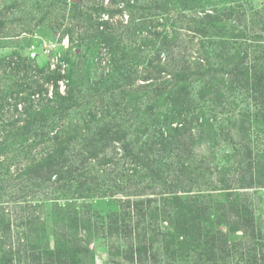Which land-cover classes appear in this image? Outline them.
<instances>
[{
  "label": "rangeland",
  "instance_id": "rangeland-1",
  "mask_svg": "<svg viewBox=\"0 0 264 264\" xmlns=\"http://www.w3.org/2000/svg\"><path fill=\"white\" fill-rule=\"evenodd\" d=\"M165 2L0 0V142L6 143V147L0 150V161H4V169L9 166V174L4 177L0 175V264H135L123 258L127 253L122 250L128 247L140 251L138 257H134L137 264H202L197 262L196 257L204 260V256L211 253L215 257L220 254L214 243L215 248L209 245L207 250L197 240L187 243L183 250L187 255H176V251L172 254L169 247H163L164 242L171 240L167 235L175 234L174 226L168 225L166 216H163V207L167 203L163 198L167 197L162 196L167 194L133 195L121 191L120 186L130 178H126L130 171L125 170V174L122 171L133 166L130 157L125 156L122 150L125 141L133 139L131 135L111 143L117 153V164L107 168L98 165L97 160H89L87 169L91 176H95L93 186H97L93 194L78 191L68 181H57L55 176L49 182L36 186L35 180L21 172L32 160L36 162L44 156L49 147L50 150L69 132L82 127L90 114L96 113L95 119L99 120L104 111L115 114L119 110V119L129 131L132 130L135 120L130 118L129 106L133 103L126 94L134 93L138 97L136 106H147L151 86L139 77L130 86H121V83V87L112 85L110 91H104L111 84L106 74L111 68V52L116 57L121 53L131 56L137 52L139 63L134 64L133 75L147 74L149 66L146 62L153 49L141 46L148 42V30L160 34L156 40H152L154 48L160 46L166 32L164 35L168 40H175L174 44L183 50L185 59L193 64L198 59L206 58L210 74L217 81L225 79L226 83L231 75H226L218 67L220 58L234 54L233 61L251 65L254 63L253 51L264 49V0H193V5L185 0L162 9ZM219 14L223 15L221 22L217 21ZM205 15L226 24V27L217 30L204 28L208 22ZM96 23L100 26H96ZM103 27L105 39L98 35ZM115 37H119V41ZM160 66H163V61ZM161 76L168 77L165 73ZM67 77L73 80L71 85L77 96L76 102L65 114L49 117L46 125L34 121V126L28 132L18 135L17 127L31 116V112L23 113L26 104L32 105L31 100L36 102L39 95L37 85L42 84L47 88L48 94L56 86L58 91L65 93ZM123 82L127 84L125 80ZM199 84L196 77L186 82L193 99L197 96ZM223 91L229 92L227 87H223ZM235 96L239 97V108L252 106V102L245 98L246 91L239 92V95L236 92ZM195 101L197 111L203 110L205 117L225 107V103L214 107L207 102H201V105L198 100ZM121 106H127V111H121ZM153 107L157 109L160 103L154 102ZM166 107L163 103L160 109L165 110ZM222 119L219 115L217 123L226 124ZM106 120H110V117H106ZM37 132L45 134V138L39 141L34 135ZM33 141H36L35 146L21 151V147L31 145ZM203 141L206 140L195 144L190 157L189 154L180 155V152L173 156L172 168H180L181 162L187 164L192 161L191 165L197 167L201 177L196 185L191 186V192L174 189L172 191L176 192L170 193L169 197L179 195L182 203L189 200L187 197H194L206 208L210 214L209 232L214 236L213 242L242 240L241 247L231 250L228 253L230 256L226 255L224 264H261L260 261L255 263L245 258L252 253L248 245L264 242V166L258 172L261 177L253 179V187L240 188L243 184L237 180L245 168L241 169L238 164L244 166L247 158L237 137L213 147ZM255 141L257 145L252 147L254 154L260 153L257 159L264 162V137L260 136ZM78 149L79 145L76 147ZM154 149L150 151V157L156 155ZM110 151L111 148L107 150L108 154ZM134 151H137L136 147ZM143 155L141 153L140 156ZM177 159L180 160L177 162ZM105 168L106 173L101 172ZM188 170L182 176L189 177ZM120 174L121 178L115 177ZM222 179L227 181L228 187L221 185L219 180ZM61 183L66 186H61ZM192 193L197 195H190ZM146 197L156 199L146 202ZM127 200L130 202L129 210L137 201L144 200L138 204L139 212H151L148 213V216H152L150 224L148 226L149 221L143 223L145 229L139 236H119L115 233H112L113 236H89L80 230L75 236H58L64 231L68 232L67 235L71 233L66 221L69 206L80 212L89 210L91 221L97 219L100 222L106 221L111 214L121 213L122 208L118 205ZM231 204L238 205L239 217L229 211ZM127 220H130L132 227L135 219ZM247 224L253 225V228L247 227ZM208 237L212 236H207L210 240ZM118 246L120 251H116ZM217 264L222 262L218 261Z\"/></svg>",
  "mask_w": 264,
  "mask_h": 264
},
{
  "label": "trees",
  "instance_id": "trees-1",
  "mask_svg": "<svg viewBox=\"0 0 264 264\" xmlns=\"http://www.w3.org/2000/svg\"><path fill=\"white\" fill-rule=\"evenodd\" d=\"M181 1L185 0H166L162 9L169 8V5ZM188 3L193 5V0H188ZM205 16L208 18V22L205 23L204 28L210 27L213 30H217L216 28L226 27V24L219 23L223 20L222 14H219L217 17V21L219 22H216L213 17ZM98 24L96 23V26ZM170 24L174 26L173 23ZM157 25L159 24L157 23ZM135 28L137 27L135 26ZM165 33H163L160 46L154 48L153 41L160 34L157 31L152 32L148 30L146 37L148 42L141 47H151L153 52L152 55L148 56L146 65L149 66V70L145 75H133L134 64L139 61L137 52L131 56L127 53H121L117 57L111 52L112 58L109 62L111 68L106 74L111 84L107 85L104 91H110L112 85L117 87L123 85L130 86L139 77L141 80L147 81L146 84L151 86L149 88H151L152 97L149 94L150 103L147 106H136L138 97L134 93L128 92L126 94L133 103L129 106L130 118L135 120L131 131L119 119V110H116L115 114H112V111L106 110L104 111L106 114L103 112V117L99 120L95 119L96 113L90 114L82 127L78 130H72L61 141L58 140L59 142L54 144L50 150V147L48 148L49 151L47 150L44 156L38 158L36 162L32 160L21 172L23 175H27L28 178L35 180L36 186L49 182L51 177L55 176L57 181L59 179H63L64 182L68 181L78 191H86L93 194L97 186H93L92 180L95 176H91V173L87 169L89 160H97L98 165L107 168L117 164L115 162L117 153L112 148L111 143L121 140L120 138L125 139L127 135H131L133 139L130 142L125 141L122 145V150L125 156L130 157L129 159L133 166L122 171L124 174L125 170L130 171L129 174H126V178L129 176L130 178L120 186L121 191L133 193V195L167 194L162 196L167 197L163 198L167 202L163 207V213L165 214L163 216H166L168 225L174 226L175 234L167 235L171 240L164 242L163 247L165 249L169 247L172 254L176 251V255L185 256L187 254L183 253V250L191 240H197L207 250H209L207 248L209 245L214 249L215 246L212 244L214 243L220 252L216 256V261V257L211 253L204 256V260L196 257L197 262H202V264H217L220 261L224 264L226 255L227 257L230 256L228 253L231 250L241 247L242 240L228 243L222 239L219 243L213 242L214 236L210 235L209 232L210 214H208L206 208L201 203H198L194 197H187L189 200L184 203L180 201L179 195H171L169 197L170 193L176 192L172 191L174 189L181 192H191V186L196 185L197 179L201 177L197 167L191 165L192 161L187 164L181 162L180 168H172V159L179 152L180 155L186 154L188 156L189 154L190 157L193 155L195 144H200L204 139L206 141L203 142L213 147L237 137L243 154L247 158L244 166L238 164L241 169L245 168L246 170H243L244 173H242L237 181L241 185L243 184L240 188L253 187L255 185L253 179L261 177V174H258V172L264 166V162H260L261 159H257L260 153L254 154V150L252 149L253 146L257 145L255 140L260 136L264 137V49L258 52L257 50L253 51L254 63L251 65L243 64L240 61H233L234 54L225 55V57L221 55L222 58H220L218 67L224 70L226 75H231L226 83L225 79L220 78L217 81L215 76L210 74L211 69L209 65L206 66L208 63L206 58L198 59V61L191 64V61L185 59L183 50L178 49L177 45L174 44L175 40H168L166 35H164ZM105 34V27H103V30H99L98 35L105 39ZM118 38L115 37L117 41H119ZM116 46L119 47V44H116ZM111 49L113 48L111 47ZM178 50L181 52L179 53ZM162 61L163 66H160V62ZM162 73H165V76L167 75L168 77H162ZM191 77H196L200 83L197 96L195 97L196 100L200 103L207 102L214 107L225 103V107L220 108L219 112L208 117L202 114L203 110L197 111L198 105H196L195 99L190 97L189 88L186 85V82L190 81ZM67 78V84L65 85L67 90H65V93L58 91L56 86V89L48 94L47 88H44L42 84L37 85V93L39 95L37 94L36 102L30 99L32 105L30 103L26 104L23 113L28 114L31 112V116H28V120L17 127L18 135L28 132L34 126V121L43 126L46 125L49 117L65 114L66 110L76 102L77 96L74 92V87L71 85L73 80L70 77ZM121 83L123 84L121 85ZM180 83L183 84L180 85ZM223 87H227L229 92L223 91ZM243 91H246L245 98L252 102V106L248 109H241L237 105L239 97L235 96V93L237 92V95H239V92ZM42 92L44 93L42 94ZM47 94L49 97L46 96ZM146 94L147 92L144 94L145 97ZM154 102H159L160 107L163 103L165 107L168 106L165 110L160 109V107L154 109ZM202 103L201 105H203ZM118 109L120 108L118 107ZM126 109L127 106H121L120 110L126 112ZM219 115L223 117L222 120L226 124H223V122L217 123ZM106 117H110V120H106ZM30 118H32L33 122L32 120L30 121ZM98 121L101 122L94 126V123ZM83 130L84 132L81 133ZM34 135L39 141L45 138V134L40 132ZM81 135H83L82 138H80ZM36 141H33L31 145L21 147V151L25 152L27 148L35 146ZM78 145L79 149L76 150ZM5 147L6 143L0 142V150ZM135 147L137 148L136 152L134 151ZM110 148L111 151L108 154L107 150H110ZM153 149L156 155L150 157V151ZM141 153H144V155L140 156ZM178 160L180 159H177V162ZM76 161H79V163ZM4 167V161L1 160L0 175L2 174L3 177L9 174V166L7 165L5 169ZM107 168L102 169L101 172L106 173ZM186 169H189V177L182 176ZM223 172L222 170V174H224ZM132 176L134 177L133 180ZM115 177L121 178L122 175H115ZM219 181H221V185L228 187L227 181L225 182L223 179ZM61 186L66 185L61 183ZM214 187L217 186L214 185ZM190 195L197 194L192 193ZM145 199L146 202H151L156 198L146 197ZM143 201H137L131 210L127 208L130 203L128 200L122 202L118 205L122 208L121 213L111 214L109 218L105 216L107 220L100 222L95 218V220L91 221L89 210L86 209V211L80 212L75 207L69 206L66 211V221L71 233L67 235L68 232L64 231L58 233V236H75L79 230L87 233L89 236H99L100 234L113 236L112 233L119 234V236H130L131 234L139 236L140 232L145 229H143V223L149 221L147 222L149 226L152 217L148 216V213L151 212H139L138 204H142ZM238 209L237 204L229 206V211L235 214L234 216H237ZM250 214L252 215V212ZM130 218L135 219L132 222V227L130 220L129 222L127 220ZM247 225V227L253 228V225ZM207 236H212L211 238L208 237L212 242L207 239ZM247 247H250L249 251H252V253L245 260H252L255 263L260 261L261 264H264V242L258 245L251 244ZM117 248L116 251H120V246ZM122 252L127 253L123 258L131 263H138L134 259V257L137 258V255L140 254L138 249L132 250V248L128 247L127 249H123Z\"/></svg>",
  "mask_w": 264,
  "mask_h": 264
}]
</instances>
